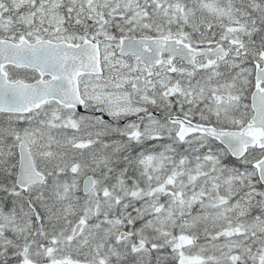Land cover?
<instances>
[{"label":"snow or ice","instance_id":"snow-or-ice-1","mask_svg":"<svg viewBox=\"0 0 264 264\" xmlns=\"http://www.w3.org/2000/svg\"><path fill=\"white\" fill-rule=\"evenodd\" d=\"M0 264H264V0H0Z\"/></svg>","mask_w":264,"mask_h":264}]
</instances>
